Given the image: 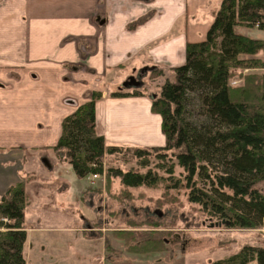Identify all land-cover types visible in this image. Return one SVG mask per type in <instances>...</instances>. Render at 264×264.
I'll return each mask as SVG.
<instances>
[{"label":"crops","instance_id":"0c3cea01","mask_svg":"<svg viewBox=\"0 0 264 264\" xmlns=\"http://www.w3.org/2000/svg\"><path fill=\"white\" fill-rule=\"evenodd\" d=\"M141 1L0 0V197L26 183V264H53L52 253L46 255L49 245L43 249L50 240L42 235L38 248L33 234L50 231L43 220L53 213L52 229L80 231L59 227L61 198L70 193L74 202L82 201L91 193L84 184L90 176L70 177L71 166L54 155L63 119L99 92L96 131L109 145H164L162 118L146 96L112 98L109 93L127 92L123 83L137 68L142 74L165 61L172 68L184 64L188 41L203 39L222 2ZM206 2L215 6L210 18L201 20L198 10ZM241 29L248 36L259 30ZM75 210L77 218H87L80 209L68 208L66 217ZM56 248L63 252L66 246L59 240Z\"/></svg>","mask_w":264,"mask_h":264},{"label":"trees","instance_id":"16d2710c","mask_svg":"<svg viewBox=\"0 0 264 264\" xmlns=\"http://www.w3.org/2000/svg\"><path fill=\"white\" fill-rule=\"evenodd\" d=\"M238 27L264 31V0H222L205 38L188 41L186 62L173 68L177 81L166 80L152 102L162 118L163 146L109 145L96 131L102 94L93 92L63 119L54 150L81 179L105 174L108 188L119 180L127 194L129 188L162 189L157 203L185 196L229 228L263 226L264 38L237 32ZM143 95L139 89L109 93ZM106 154L138 167L105 170ZM27 200L23 181L0 197V264H26ZM253 263L264 264V247L247 245L213 264Z\"/></svg>","mask_w":264,"mask_h":264},{"label":"rangeland","instance_id":"374dc122","mask_svg":"<svg viewBox=\"0 0 264 264\" xmlns=\"http://www.w3.org/2000/svg\"><path fill=\"white\" fill-rule=\"evenodd\" d=\"M143 1L148 3L150 0L141 2ZM214 4V2L201 3L198 18L201 20L210 18ZM215 14L216 12L214 17ZM236 31L241 33L242 29L238 27ZM172 35L169 34L165 38ZM203 36L204 39L206 33ZM249 36L259 38L260 32L255 30ZM166 41L168 42V39ZM171 65V62L165 61L159 66H147V70L142 72L140 78L142 85L126 88L127 92L123 93H131L139 89L153 102L166 80L177 81L176 73ZM138 74V68L133 70L134 77L137 78ZM152 133L154 135L150 139L155 136V132ZM54 155L60 161L65 159L59 158L57 153ZM117 156L122 160L127 158L123 155ZM114 157L106 154L103 164L105 170L109 166L116 167L119 164H122L125 169L138 167L136 163L123 164V161ZM69 169L72 170L70 177L77 178L72 166ZM86 181L85 187L90 186L87 194L90 191L91 193L82 201L79 199L74 202L70 193L67 196L64 193L61 198L62 204H65L60 219L64 221L59 224V227L67 224L80 228V231L59 232L52 229L55 227L51 222L57 215L53 213L43 220L47 222L46 225L50 231L47 229L49 232L34 233L32 236L34 243L40 248L43 243L39 241V238L46 234L50 243H44L43 249L45 251V246L49 245L46 255L52 253L53 264H64V262L65 264H213L219 259L239 252L247 245L264 247V225L256 229L229 228L226 225L212 227V223L218 220L206 216L198 209L199 206L188 202L185 196L177 195L172 202L163 200L164 202L157 203L163 193V190L159 188L145 186L129 188L127 194L119 180L108 188L105 174L98 175L96 178L92 174ZM262 187L264 188V184ZM27 196V206H29L28 193ZM67 208L68 212L72 209H80V212L88 219L84 218L83 221L77 218L76 210L71 212L73 216L66 217ZM26 227L25 220L24 228L28 237ZM126 235L128 240L123 237ZM59 240L66 246L63 252H59L60 249L56 248ZM152 247L156 248L152 249ZM135 249L136 251H133ZM57 258L59 262L56 263ZM36 260L40 263L38 257Z\"/></svg>","mask_w":264,"mask_h":264},{"label":"water","instance_id":"95a60500","mask_svg":"<svg viewBox=\"0 0 264 264\" xmlns=\"http://www.w3.org/2000/svg\"><path fill=\"white\" fill-rule=\"evenodd\" d=\"M142 85V82L141 81H138L136 77L134 76H131L127 79L126 82L123 83V86L124 87H131V86H134V87H140ZM226 224V221H218V222H215V223H212V227L214 226H222Z\"/></svg>","mask_w":264,"mask_h":264},{"label":"flooded vegetation","instance_id":"af4514ba","mask_svg":"<svg viewBox=\"0 0 264 264\" xmlns=\"http://www.w3.org/2000/svg\"><path fill=\"white\" fill-rule=\"evenodd\" d=\"M141 77H142V74H138L137 80L141 81V79H140Z\"/></svg>","mask_w":264,"mask_h":264},{"label":"built area","instance_id":"2783aa9c","mask_svg":"<svg viewBox=\"0 0 264 264\" xmlns=\"http://www.w3.org/2000/svg\"><path fill=\"white\" fill-rule=\"evenodd\" d=\"M95 178L97 177V175H93ZM5 221H7V220H5Z\"/></svg>","mask_w":264,"mask_h":264},{"label":"bare ground","instance_id":"6f19581e","mask_svg":"<svg viewBox=\"0 0 264 264\" xmlns=\"http://www.w3.org/2000/svg\"><path fill=\"white\" fill-rule=\"evenodd\" d=\"M8 221V220H7Z\"/></svg>","mask_w":264,"mask_h":264}]
</instances>
